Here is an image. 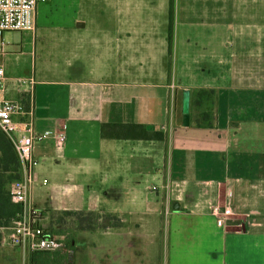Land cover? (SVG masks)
Returning <instances> with one entry per match:
<instances>
[{
	"label": "crops",
	"instance_id": "crops-1",
	"mask_svg": "<svg viewBox=\"0 0 264 264\" xmlns=\"http://www.w3.org/2000/svg\"><path fill=\"white\" fill-rule=\"evenodd\" d=\"M169 1L46 0L19 45L0 38L7 96L31 101L45 135L33 147L29 201L44 218L97 212L121 222L75 227L65 264H264V0H174L171 43ZM49 29L65 65L37 70L23 48ZM198 91L213 92L210 121L192 104ZM109 124L164 139L104 138ZM44 174L51 209L33 199ZM231 203L218 226L212 211ZM5 250L3 264H29V253Z\"/></svg>",
	"mask_w": 264,
	"mask_h": 264
},
{
	"label": "built area",
	"instance_id": "built-area-1",
	"mask_svg": "<svg viewBox=\"0 0 264 264\" xmlns=\"http://www.w3.org/2000/svg\"><path fill=\"white\" fill-rule=\"evenodd\" d=\"M46 0H0V38L5 32H25L34 28L35 10L39 3ZM2 42H0V52ZM0 131L11 143L19 165V179L9 188L11 202L20 208V212L7 229L8 244L29 254L61 253L66 249L62 237L53 236L43 226L44 214L29 201V186L33 181L37 164L33 157V147L41 142L45 135L36 133L32 104L27 107L22 98L12 100L7 96L6 76L0 65ZM58 143L65 141L58 136ZM45 183V181H44ZM233 212V203L223 211L214 209L212 214L218 217L217 225H222V216ZM6 241V237H2Z\"/></svg>",
	"mask_w": 264,
	"mask_h": 264
},
{
	"label": "trees",
	"instance_id": "trees-1",
	"mask_svg": "<svg viewBox=\"0 0 264 264\" xmlns=\"http://www.w3.org/2000/svg\"><path fill=\"white\" fill-rule=\"evenodd\" d=\"M173 4L174 0H170L168 36V41L170 43L171 27L173 24ZM212 96V91H198L193 93L192 100V104L203 110L201 117L209 121L211 119ZM204 103L210 104L203 107ZM101 136L104 138L132 141H162L164 139V134L160 131H150L141 125L123 124H109L102 126ZM18 179L19 165L17 156L9 140L0 131V231L9 229L12 226L13 220L20 212L19 206L11 202L9 192L10 185ZM60 214L65 216V218L72 219L73 225L80 231L95 232L97 230H107L121 226V222L117 217L97 212L83 213L65 211ZM46 231L52 234L49 230ZM1 235L2 234L0 233V240L2 238ZM58 254L59 253L29 254V264H65L67 255L58 256Z\"/></svg>",
	"mask_w": 264,
	"mask_h": 264
},
{
	"label": "rangeland",
	"instance_id": "rangeland-1",
	"mask_svg": "<svg viewBox=\"0 0 264 264\" xmlns=\"http://www.w3.org/2000/svg\"><path fill=\"white\" fill-rule=\"evenodd\" d=\"M94 2L96 3V5H100V0H94ZM92 17H93V14H92ZM42 32L43 30H39L36 33V37H37L36 40H35V35H34L33 42H31L32 36L30 35L31 37H30L29 43L27 44L25 43L26 45H25V48H23V53L27 54L28 51H30V47H31V51L33 52V63L35 64L37 70L43 69L45 67L44 65L45 62L55 63L61 67L64 66L65 60L61 58L53 57L58 54L59 48H58V42L55 41L57 37H54L51 35L52 34L58 35V32L55 33V31L50 30V29L46 30L45 33H42ZM22 36H23L22 32L3 33L4 41L9 44L16 43L19 45L21 41H23ZM43 37L44 39H41ZM22 59L27 60L28 57L22 58ZM37 163L38 164H37L36 169L39 166L38 161ZM44 181L48 182L49 185L44 184ZM50 183H51V180L47 174H44L42 177L37 178L33 183V199L36 202H37V199H40L41 201L43 200L42 204L41 202L39 203L41 204V207H48L47 209H51L50 202H49L50 193H47V190L50 187ZM65 197L66 199H69L67 196ZM74 199L77 202V205H79L80 207H83L82 205H83L84 200L82 197L74 196L73 200ZM65 203L67 202L65 201ZM44 219H45V221L43 222L44 228L46 230H49L53 235L57 237H62L65 241V246L68 247V243L72 239L74 235V229H75V226L72 223V219L65 218V216H63L62 214H49L48 217L45 216ZM160 225H161V222L159 226ZM0 233L2 234L1 237L3 236L6 237L5 242L2 241V238L0 240V264H3L2 260L5 258L8 259V255L6 254L5 248H7V246L9 247L11 246L8 244V241H7V236L9 234V231L1 230ZM66 255H67L66 249L58 254V256H66ZM67 260H68V256L66 257V262Z\"/></svg>",
	"mask_w": 264,
	"mask_h": 264
},
{
	"label": "water",
	"instance_id": "water-1",
	"mask_svg": "<svg viewBox=\"0 0 264 264\" xmlns=\"http://www.w3.org/2000/svg\"><path fill=\"white\" fill-rule=\"evenodd\" d=\"M189 104H190V98H189V92L184 91L182 95V115H183V125L187 127L189 125ZM177 208L175 207V210Z\"/></svg>",
	"mask_w": 264,
	"mask_h": 264
}]
</instances>
